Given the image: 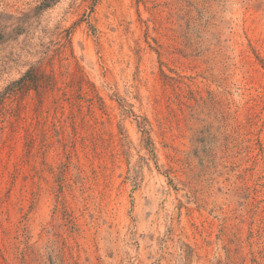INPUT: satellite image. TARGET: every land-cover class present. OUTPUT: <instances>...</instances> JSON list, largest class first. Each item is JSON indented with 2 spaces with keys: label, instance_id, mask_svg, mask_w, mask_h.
I'll use <instances>...</instances> for the list:
<instances>
[{
  "label": "rangeland",
  "instance_id": "obj_1",
  "mask_svg": "<svg viewBox=\"0 0 264 264\" xmlns=\"http://www.w3.org/2000/svg\"><path fill=\"white\" fill-rule=\"evenodd\" d=\"M0 264H264V0H0Z\"/></svg>",
  "mask_w": 264,
  "mask_h": 264
}]
</instances>
